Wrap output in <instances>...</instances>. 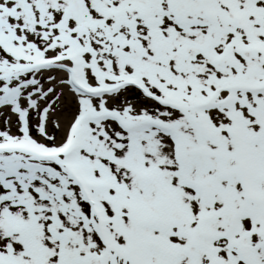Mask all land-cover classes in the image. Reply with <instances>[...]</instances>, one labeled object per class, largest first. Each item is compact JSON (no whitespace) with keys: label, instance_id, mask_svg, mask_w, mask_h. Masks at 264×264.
Returning <instances> with one entry per match:
<instances>
[{"label":"snow or ice","instance_id":"obj_1","mask_svg":"<svg viewBox=\"0 0 264 264\" xmlns=\"http://www.w3.org/2000/svg\"><path fill=\"white\" fill-rule=\"evenodd\" d=\"M0 264H264V0H0Z\"/></svg>","mask_w":264,"mask_h":264}]
</instances>
